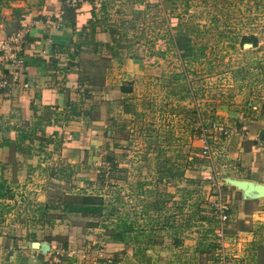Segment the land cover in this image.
<instances>
[{
    "label": "rangeland",
    "instance_id": "1",
    "mask_svg": "<svg viewBox=\"0 0 264 264\" xmlns=\"http://www.w3.org/2000/svg\"><path fill=\"white\" fill-rule=\"evenodd\" d=\"M120 1L103 21L117 31L114 53L133 63L100 57L85 70L88 154L68 164L61 148L44 151L56 157L37 184L44 198L30 193L9 222L0 216V264H130L133 253L142 264H264V199L224 182L264 185L233 174L253 127L264 130V0ZM89 195L116 216L65 211ZM125 220L134 232L115 240Z\"/></svg>",
    "mask_w": 264,
    "mask_h": 264
},
{
    "label": "crops",
    "instance_id": "2",
    "mask_svg": "<svg viewBox=\"0 0 264 264\" xmlns=\"http://www.w3.org/2000/svg\"><path fill=\"white\" fill-rule=\"evenodd\" d=\"M114 2L121 1L82 0L74 28L69 21L62 22L66 11L63 0H42L39 8L31 9L24 2H3L0 49L4 38L14 33L20 24L22 28H30L23 53L25 73L13 90L0 91V216L8 217L6 222L13 217L16 208L26 206L30 193L38 199L39 196L44 198L40 193L46 188L37 184L46 179V164L56 161L51 154L45 156L44 151L61 148L62 152L73 156L72 160L67 159L68 164L87 156L92 133L86 116L91 102L84 95L88 88L83 84L85 70L89 72L101 66L104 59H114L112 62L117 67H129L133 63L114 53L112 42L117 31L103 21L112 17L110 5ZM145 2L155 4L159 0ZM59 19L61 28L51 29V23ZM1 58L0 50V79L8 80V67ZM22 83L29 84V88L22 89ZM108 111V107H100L97 124L104 125ZM258 129V126L253 127L248 135L247 142L252 146L238 161L239 169L233 174L264 180V146L261 147L256 138L262 137L264 130L257 133ZM131 255L130 264H142L135 253Z\"/></svg>",
    "mask_w": 264,
    "mask_h": 264
},
{
    "label": "built area",
    "instance_id": "3",
    "mask_svg": "<svg viewBox=\"0 0 264 264\" xmlns=\"http://www.w3.org/2000/svg\"><path fill=\"white\" fill-rule=\"evenodd\" d=\"M77 3L79 0H66L65 4L71 7H78ZM51 29L61 28V20L50 25ZM30 28L28 26L23 27L17 32L12 33L4 38L1 45L2 61L8 67L9 79H0V91L1 90H13V88L18 84L20 77L25 73L26 63L24 58V46L26 40L29 36ZM51 43V41H50ZM10 80V82H9ZM22 89H28L29 84H21ZM210 151L209 144L205 141L203 154L208 155ZM92 264H97L94 261Z\"/></svg>",
    "mask_w": 264,
    "mask_h": 264
},
{
    "label": "trees",
    "instance_id": "4",
    "mask_svg": "<svg viewBox=\"0 0 264 264\" xmlns=\"http://www.w3.org/2000/svg\"><path fill=\"white\" fill-rule=\"evenodd\" d=\"M3 2L4 0H0V12L2 10ZM63 2L65 3V0H63ZM65 9L66 11L63 14L65 16L63 17L62 22L69 21L71 28H74L76 26L75 19H76L78 7L66 6L65 4ZM244 41L251 43L253 46L257 44V39L255 37H247L245 38ZM75 200L77 202H75L74 204L65 205L64 208L67 213L80 214L84 217L97 216L101 218H104V216L109 215V218L112 219L118 213V209H114V207L111 210H109L108 206L105 205L104 200L98 195L77 197ZM117 228L122 229V231H120L119 233H115L114 231L112 232L111 237H113L115 240H124L129 233L134 232V226L131 223H129L127 220L123 221L120 225H117Z\"/></svg>",
    "mask_w": 264,
    "mask_h": 264
},
{
    "label": "water",
    "instance_id": "5",
    "mask_svg": "<svg viewBox=\"0 0 264 264\" xmlns=\"http://www.w3.org/2000/svg\"><path fill=\"white\" fill-rule=\"evenodd\" d=\"M262 138L264 134L261 135ZM224 182L237 190L241 191L244 200L264 199V185L257 184L247 180H238L230 177L224 178ZM29 246L34 249H40L43 254H48L51 247L47 243H29Z\"/></svg>",
    "mask_w": 264,
    "mask_h": 264
}]
</instances>
